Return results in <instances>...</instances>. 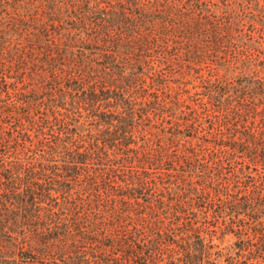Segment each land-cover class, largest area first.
Wrapping results in <instances>:
<instances>
[{
  "label": "trees",
  "instance_id": "16d2710c",
  "mask_svg": "<svg viewBox=\"0 0 264 264\" xmlns=\"http://www.w3.org/2000/svg\"><path fill=\"white\" fill-rule=\"evenodd\" d=\"M0 264H264V0H0Z\"/></svg>",
  "mask_w": 264,
  "mask_h": 264
}]
</instances>
